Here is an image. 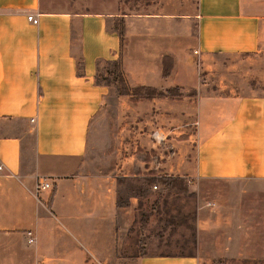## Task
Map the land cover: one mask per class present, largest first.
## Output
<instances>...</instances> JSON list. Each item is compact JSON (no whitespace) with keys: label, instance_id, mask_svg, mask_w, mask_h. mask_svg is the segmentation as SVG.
Instances as JSON below:
<instances>
[{"label":"crops","instance_id":"crops-1","mask_svg":"<svg viewBox=\"0 0 264 264\" xmlns=\"http://www.w3.org/2000/svg\"><path fill=\"white\" fill-rule=\"evenodd\" d=\"M146 6L136 12L118 9L116 0H0V264H111L124 249L132 252L125 256L130 264H199V254H138L153 250L154 224L169 226L160 214L141 211L154 185L145 178L162 176V163L152 175L137 169L131 176L144 179L129 181L137 191L123 202L121 167L86 169L90 123L108 93L96 73L100 63L115 61L129 87L178 86L183 59L255 52L264 0H152ZM164 57L172 70L162 78ZM204 100L190 163L184 155L172 176L186 183L213 179L229 188L226 197L237 198V206L198 205V239L203 230L224 226L226 239L245 236L247 227L232 214L243 220V200L259 204L264 197V94ZM212 119L218 121L209 127ZM41 178L50 188L35 192ZM258 210L256 235L264 237V209ZM138 227L150 229L140 241ZM216 251L224 258L246 254L227 246ZM257 251L264 256L263 246Z\"/></svg>","mask_w":264,"mask_h":264},{"label":"rangeland","instance_id":"rangeland-1","mask_svg":"<svg viewBox=\"0 0 264 264\" xmlns=\"http://www.w3.org/2000/svg\"><path fill=\"white\" fill-rule=\"evenodd\" d=\"M150 1L116 0V7L122 11L138 12L147 8L146 3ZM179 66L182 76L174 80L180 84L160 88L129 87L118 63H100L98 66L96 79L106 84L108 93L90 123L84 160L89 172L121 167L120 174L125 177H120V202L125 201L128 194L137 191L134 183L130 184L129 181L144 179L131 176L137 173V169L141 171V168H147L143 174L152 175L156 173L155 167L162 163L165 171L162 176L175 177L172 176V169L178 160L186 155L185 159L190 163L196 144L197 124L203 122L205 96L264 94V27L260 33L259 46L253 53L215 55L204 60L195 56L192 60H181ZM171 70L172 61L168 57L162 58V78ZM165 110H168V117H164ZM217 121L212 119L208 126H213ZM152 178L158 179H145ZM150 184L154 185L150 186L141 211L143 214L145 210L156 216L160 214L164 226H169L161 228L162 223H158L151 230L138 227V241L143 239L140 233L150 230L153 234L150 238L153 250L141 249L138 254H199V264H264V256L257 251L260 246L264 247V237L256 235V223L261 216L258 209H264V197L259 204L253 198L243 200V220L236 219L238 212L232 214L233 221L245 224L242 227H247V235L233 234L226 239L222 234L224 226L203 230L198 239L194 221L198 205L208 208L214 205L212 202H220L237 206V198L226 197L229 190L226 184L213 179H190L186 183L184 179V191L165 187L159 182ZM262 191L264 194V187ZM239 215L242 217L241 212ZM162 231L166 232V236L157 237L156 234ZM231 231L234 232L235 228ZM226 246L235 250L243 249L246 254L219 257L216 249ZM129 254L132 252L127 249L115 253L111 264H130L125 257Z\"/></svg>","mask_w":264,"mask_h":264},{"label":"trees","instance_id":"trees-1","mask_svg":"<svg viewBox=\"0 0 264 264\" xmlns=\"http://www.w3.org/2000/svg\"><path fill=\"white\" fill-rule=\"evenodd\" d=\"M115 65H117V62L113 61L111 62ZM96 83H98V80L96 79ZM148 183H151V182H159L160 184H162L163 186L165 187H171V188H174V189H177V190H180V191H184L186 190V187L182 184L183 182V178L181 177H171V176H161V177H158V179H145Z\"/></svg>","mask_w":264,"mask_h":264},{"label":"built area","instance_id":"built-area-1","mask_svg":"<svg viewBox=\"0 0 264 264\" xmlns=\"http://www.w3.org/2000/svg\"><path fill=\"white\" fill-rule=\"evenodd\" d=\"M26 18L29 21H31L32 23L37 22L36 14L28 13V14H26ZM193 52L196 53V51H193ZM153 187H155V186H153ZM49 188H50L49 182L46 179L41 178L36 182L34 189H35V192H38L40 190L49 189ZM26 234L30 236V232H27ZM30 241H31V238H28V242H30Z\"/></svg>","mask_w":264,"mask_h":264}]
</instances>
